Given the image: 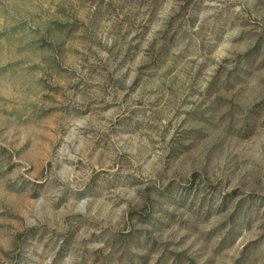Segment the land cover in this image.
<instances>
[{
  "label": "rangeland",
  "instance_id": "1",
  "mask_svg": "<svg viewBox=\"0 0 264 264\" xmlns=\"http://www.w3.org/2000/svg\"><path fill=\"white\" fill-rule=\"evenodd\" d=\"M0 264H264V0H0Z\"/></svg>",
  "mask_w": 264,
  "mask_h": 264
}]
</instances>
